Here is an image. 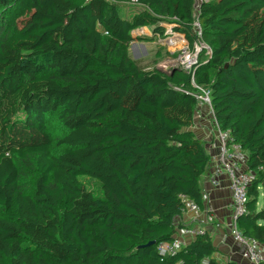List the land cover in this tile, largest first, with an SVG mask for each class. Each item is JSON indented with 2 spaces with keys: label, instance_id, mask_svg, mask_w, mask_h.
I'll return each mask as SVG.
<instances>
[{
  "label": "trees",
  "instance_id": "16d2710c",
  "mask_svg": "<svg viewBox=\"0 0 264 264\" xmlns=\"http://www.w3.org/2000/svg\"><path fill=\"white\" fill-rule=\"evenodd\" d=\"M123 1L0 0V264L210 259L209 234L175 257L158 252L187 201L204 207L213 166L191 130L193 85L211 91L215 121L248 155L256 180L238 226L264 244V0L204 2L212 54L171 76L130 46L164 36L173 18L192 43L195 0H130V18ZM140 28L152 36L135 37Z\"/></svg>",
  "mask_w": 264,
  "mask_h": 264
},
{
  "label": "built area",
  "instance_id": "2783aa9c",
  "mask_svg": "<svg viewBox=\"0 0 264 264\" xmlns=\"http://www.w3.org/2000/svg\"><path fill=\"white\" fill-rule=\"evenodd\" d=\"M131 1L135 2V0ZM208 1L195 0L194 22L192 25V34L195 39L192 43L185 34L175 31L176 25L174 23L178 22L176 18L167 20L170 23L169 26L163 24V26L167 27V29L165 28L164 42L169 47L178 46L182 48V56L179 55L180 57L171 63L170 67L177 66L182 71L194 75L195 68L200 64L201 55L204 53L206 56H211L212 50L203 40V28L198 17L201 5ZM137 30L140 33L142 29ZM193 88L200 92L199 95H196L199 107L203 105L208 106L213 115L211 91H205L196 85H193ZM214 127L219 142V153L214 157L210 176L216 187H218L219 179L222 177H226L230 182L233 211L231 224L229 225V237L235 244L241 247L243 259L251 264H264V244L254 238L245 236L238 226L239 218L247 213L248 191L256 180V174L247 170L248 155L242 146L235 141L230 131H223L216 121ZM182 217L191 218L192 223H196V225L178 227L173 241L163 242L158 246V252L162 257L177 256L190 242L208 234L207 226L213 221L210 215L203 218L202 207L192 201L185 203V207L182 209ZM202 264L210 263L204 261Z\"/></svg>",
  "mask_w": 264,
  "mask_h": 264
},
{
  "label": "crops",
  "instance_id": "0c3cea01",
  "mask_svg": "<svg viewBox=\"0 0 264 264\" xmlns=\"http://www.w3.org/2000/svg\"><path fill=\"white\" fill-rule=\"evenodd\" d=\"M149 32V37H151V30ZM214 124L215 119L209 107L205 105L198 107L191 130L197 138L206 142V148L213 160L219 153V142L216 137ZM218 183V187L213 184L210 173L202 178V188L204 191L202 215L203 218L208 217V215L213 218L212 223L207 226V230L216 248V252L212 257L205 261L210 262L213 260L216 264H251L243 259L241 247L235 244L228 234L233 211L230 182L226 177H222ZM190 219L189 217L181 216L176 223L177 227L179 225H196Z\"/></svg>",
  "mask_w": 264,
  "mask_h": 264
},
{
  "label": "rangeland",
  "instance_id": "374dc122",
  "mask_svg": "<svg viewBox=\"0 0 264 264\" xmlns=\"http://www.w3.org/2000/svg\"><path fill=\"white\" fill-rule=\"evenodd\" d=\"M121 14L125 18H130L131 14L134 12H137L139 8L137 6H131L130 0H124L123 5L120 8ZM165 26H169L170 23L164 22ZM167 29V27H165ZM140 33H138V30H135L134 36H145L149 37L150 35V30L145 29V28H140ZM148 30V31H147ZM147 31V32H146ZM168 31V30H166ZM165 36H157L156 39L153 41H134V45L136 48L133 49L134 45L130 46V51L132 53L133 58L138 57L136 60L142 61L144 65L151 66L150 69L154 66L155 61L159 60L158 63H156L157 68H171L170 66L172 65L175 60H177L178 57L182 56V48L178 46H171L169 47L165 42ZM186 49V48H185ZM161 52V57L158 58L156 56L157 53ZM180 55V56H179ZM206 55V54H205ZM208 56V55H207ZM135 59V58H134ZM199 93V92H196ZM89 182V188L96 192L97 194L100 193L101 191V186L95 182L88 181ZM261 196L259 198V207L258 208H264V185L262 186L261 190Z\"/></svg>",
  "mask_w": 264,
  "mask_h": 264
},
{
  "label": "water",
  "instance_id": "95a60500",
  "mask_svg": "<svg viewBox=\"0 0 264 264\" xmlns=\"http://www.w3.org/2000/svg\"><path fill=\"white\" fill-rule=\"evenodd\" d=\"M131 45H134V43H132ZM135 59H137V57H134ZM159 70L169 76H171L172 74H174L176 71H182L180 68H178L177 66H173L171 68L168 69H160Z\"/></svg>",
  "mask_w": 264,
  "mask_h": 264
},
{
  "label": "bare ground",
  "instance_id": "6f19581e",
  "mask_svg": "<svg viewBox=\"0 0 264 264\" xmlns=\"http://www.w3.org/2000/svg\"><path fill=\"white\" fill-rule=\"evenodd\" d=\"M134 48H136L135 45L133 46V49H134ZM134 56L136 57V55H134ZM137 59H138V57H137Z\"/></svg>",
  "mask_w": 264,
  "mask_h": 264
}]
</instances>
